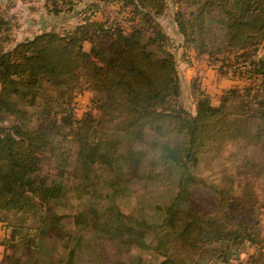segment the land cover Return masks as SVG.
Wrapping results in <instances>:
<instances>
[{
	"label": "trees",
	"instance_id": "trees-1",
	"mask_svg": "<svg viewBox=\"0 0 264 264\" xmlns=\"http://www.w3.org/2000/svg\"><path fill=\"white\" fill-rule=\"evenodd\" d=\"M118 3L122 20L87 18L74 30L18 42L0 13V225L7 229L0 264H77L84 239L76 227L102 229L122 253L137 249L138 264H231L246 242L256 252L243 264H264V194L241 177L254 173L264 187V57L256 58L264 47V0L180 1L173 17L184 42L216 61L219 53L232 58L233 75L250 80L224 91L217 104L197 89L194 112L178 103L177 62L161 45L165 34L155 31L168 1ZM83 88L95 106L77 118L73 92ZM231 144L238 145L240 177L227 174L222 185L199 179L201 163ZM255 165L261 169L248 170ZM162 167L174 189L158 207V222L133 220L117 203L98 222L101 209L86 198L99 184L115 197L123 184L160 175Z\"/></svg>",
	"mask_w": 264,
	"mask_h": 264
},
{
	"label": "rangeland",
	"instance_id": "rangeland-1",
	"mask_svg": "<svg viewBox=\"0 0 264 264\" xmlns=\"http://www.w3.org/2000/svg\"><path fill=\"white\" fill-rule=\"evenodd\" d=\"M119 0H0V13H2L10 22L11 36L13 42L21 41L28 37H33L36 34L55 31L63 33L66 31L74 30L77 25L85 22L87 18L95 21H105L109 19H121L124 17V12L120 11ZM168 11L165 15L158 17L155 31L163 33L166 36L163 40L160 39L161 45L174 54L179 76L181 79V92L178 98L184 108L190 112H194L196 105V98L198 97L197 89L204 91L214 99L217 95L209 93L207 82L211 79L214 83H217V78L226 76L229 79L235 81V86L238 88H245L250 85V80L241 77L240 74L233 75V59L223 58L224 54H217L220 61L209 57V55L198 54L196 49L192 45H187L184 42L183 36L180 34L176 22L174 21V13L178 8L184 7V3H180L183 0H167ZM59 9V11H56ZM61 9V10H60ZM124 20V19H123ZM86 50H90L91 44L89 42L84 43ZM256 55V54H255ZM254 55V56H255ZM264 57V47L258 50L256 58ZM230 59V61H229ZM190 64L187 80L183 76L184 70L180 68L182 65ZM222 68L223 72L219 69ZM241 71H244L243 66L239 67ZM193 71V72H192ZM192 75V76H191ZM217 77V78H216ZM204 79L206 83L203 84ZM204 85V86H203ZM232 88V87H231ZM226 90L230 88H225ZM224 89V90H225ZM225 90V91H226ZM224 92V91H223ZM220 93V96L223 94ZM94 93L87 88L77 89L73 92L72 105L74 108V114L77 118L82 117L90 109L94 108L93 102ZM220 96L219 100L220 101ZM213 102V101H212ZM217 102V103H218ZM215 103V102H214ZM261 127H264L262 124ZM254 128H259L258 125H254ZM231 144L222 156H215L213 159L206 158L201 163L198 169L195 171L197 177L205 182L216 181L219 184L226 182L225 175L237 174L239 161L237 160L236 152L238 151V145ZM147 147V146H146ZM149 155H154L152 152V146L148 145ZM152 155V156H153ZM151 156V157H152ZM256 161L259 156L255 155ZM260 162V160H259ZM150 167V162L146 163V168ZM248 170L254 168L261 169L260 166H249ZM160 175H148L144 178L131 179L127 184H123V188L120 193L115 197H112V191L102 188V184L98 185L99 192L94 195H89L86 198V202L99 205L102 212L99 223L106 221L105 215H108L109 206L113 203H117L121 210L128 217H133V220L140 217H146L149 222H156L159 216L158 207L167 204L174 189L173 179L169 177V173L165 171V167L160 168ZM163 171V172H162ZM102 178L105 173L98 171ZM164 173V174H163ZM248 175L249 181L254 182L256 185L257 193L263 195V180L261 177H256L254 173L243 172L242 178ZM124 183V182H123ZM239 179L236 178V187L239 185ZM99 201V202H98ZM105 209V214L103 213ZM259 218L261 220L262 228L264 229V205L259 208ZM133 215V216H132ZM95 216L94 218H97ZM159 220V219H158ZM158 222V221H157ZM98 228H88L80 230L76 227L73 232L74 235L79 233L82 235L84 241L78 246L77 252V264H110V263H125V264H138L140 263L138 251L135 249L132 253H122L115 246L107 244L106 235L104 231ZM7 235V229L0 225V259L3 258L4 253L7 252V245L4 242V237ZM147 241V242H146ZM147 244L152 243V236L145 240ZM65 244L69 245L65 241ZM50 256L53 257L54 252L51 247H48ZM51 250V251H50ZM241 255L232 256L231 264H243L248 260L251 254L256 252V246L250 242H246L241 248ZM66 255V250L63 249L62 255ZM152 254H145V257L150 259ZM154 258V257H153ZM142 262V261H141Z\"/></svg>",
	"mask_w": 264,
	"mask_h": 264
},
{
	"label": "crops",
	"instance_id": "crops-1",
	"mask_svg": "<svg viewBox=\"0 0 264 264\" xmlns=\"http://www.w3.org/2000/svg\"><path fill=\"white\" fill-rule=\"evenodd\" d=\"M180 68H182V70H184V72H183L184 75L183 76L187 80V76H188L187 74H188V72H190L188 70L191 68L190 67V64L189 65L188 64H185V65L183 64ZM217 81H218L217 83H214L211 79H209L207 81V82H209V84L206 83V79H204V81H203V84H205V85L208 84L207 85V88H208L209 93L212 94L213 96L214 95H217V98L216 99H214L212 97V101H213V103L215 102V104H217V102L219 100L220 93H222L223 91H225L226 90L225 89L226 87L227 88H231V87H234L235 86V81H233V79L227 78L226 76H223V77H220L219 76V78H217Z\"/></svg>",
	"mask_w": 264,
	"mask_h": 264
}]
</instances>
